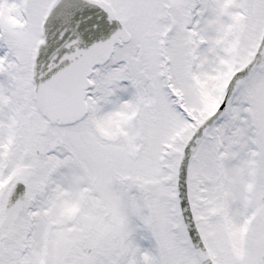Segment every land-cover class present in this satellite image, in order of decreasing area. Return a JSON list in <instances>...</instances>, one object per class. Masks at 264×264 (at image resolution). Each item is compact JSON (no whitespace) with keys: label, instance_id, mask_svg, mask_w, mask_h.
Returning a JSON list of instances; mask_svg holds the SVG:
<instances>
[{"label":"snow or ice","instance_id":"1","mask_svg":"<svg viewBox=\"0 0 264 264\" xmlns=\"http://www.w3.org/2000/svg\"><path fill=\"white\" fill-rule=\"evenodd\" d=\"M0 264H264V0H0Z\"/></svg>","mask_w":264,"mask_h":264}]
</instances>
